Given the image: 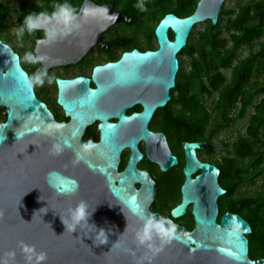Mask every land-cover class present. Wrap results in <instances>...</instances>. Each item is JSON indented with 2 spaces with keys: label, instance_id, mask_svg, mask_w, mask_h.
Segmentation results:
<instances>
[{
  "label": "water",
  "instance_id": "obj_1",
  "mask_svg": "<svg viewBox=\"0 0 264 264\" xmlns=\"http://www.w3.org/2000/svg\"><path fill=\"white\" fill-rule=\"evenodd\" d=\"M226 2L199 0L195 11L184 18L166 14L154 31L157 49H134L116 62L96 67L92 74L94 89L89 87L88 78L59 79L58 103L71 118L70 138H52L33 131L48 123L51 113L33 88H28L29 77L18 55L0 40V107L6 108V121L0 123V264L6 260L8 264H25L21 241L46 252L45 264H264L263 258L250 257L247 236L252 227L247 220L226 212L217 222L218 200L226 190L219 182L220 168L197 158L201 143L183 145L186 163L182 198L171 212L173 217H181L191 205L194 230L184 233L177 229V238L163 251L154 253L136 245L138 214L146 210L137 195L125 193L123 187L127 184L131 188L133 182L148 184L145 173L136 170L141 158L137 143L153 135L163 136L150 132L148 124L156 110L171 100L180 69L178 55L195 26L207 21L218 24ZM79 12L82 28L88 31L93 27L98 36L113 24L131 21L126 13H116L110 3L99 6L84 0ZM113 90L128 103L109 113L100 104L103 96ZM92 93L96 94L94 99ZM136 103L142 111L126 116L125 109ZM111 115L118 118L117 123L108 122ZM94 121H100V141H88L86 145L95 156L105 159V167L83 156L73 141ZM65 141L70 147L64 151L72 156L50 154L53 143L64 145ZM124 147H130L132 153L119 184L114 186L107 168L117 169L118 155ZM177 162L169 155L162 170ZM57 167H64L63 171ZM100 176L106 181L105 188L98 181ZM77 185L74 194H69ZM82 200L91 213L89 224L68 231L61 217L70 220V209ZM100 229L105 230L103 237L99 236ZM155 243L159 247V241ZM13 250L14 260L7 256Z\"/></svg>",
  "mask_w": 264,
  "mask_h": 264
},
{
  "label": "trees",
  "instance_id": "obj_2",
  "mask_svg": "<svg viewBox=\"0 0 264 264\" xmlns=\"http://www.w3.org/2000/svg\"><path fill=\"white\" fill-rule=\"evenodd\" d=\"M26 0L30 11L20 13V21L29 13L53 9L64 0ZM83 0H68L78 7ZM110 2L133 22L147 20L146 40L151 48L155 26L168 13L191 15L199 0H144L146 11L136 5L140 0H94ZM10 9L0 7V25ZM202 25V24H201ZM203 29L191 32L187 46L178 55L180 69L171 101L162 116L171 131L194 140L210 142L212 137L247 117L245 133L225 144V155L214 160L221 174L219 182L226 190L220 198L221 210L240 214L252 233L250 257L264 259V0H237L235 7L221 11L216 26L211 21ZM248 50L242 59L239 51ZM186 59L184 61L183 59ZM229 72V76L227 74ZM214 102L208 106L206 100ZM175 109V110H174ZM262 180L260 184H257ZM255 185L252 191L248 188Z\"/></svg>",
  "mask_w": 264,
  "mask_h": 264
},
{
  "label": "flooded vegetation",
  "instance_id": "obj_3",
  "mask_svg": "<svg viewBox=\"0 0 264 264\" xmlns=\"http://www.w3.org/2000/svg\"><path fill=\"white\" fill-rule=\"evenodd\" d=\"M83 1L78 7H76L78 11H80ZM90 1H93L99 6L110 3L96 2L94 0ZM24 2H22V4ZM22 4L21 8L19 9L21 10L20 13L22 11L24 13H28L30 11V6L25 5L22 7ZM36 5L38 7H44L45 3L41 0H38L36 1ZM5 7L11 10L10 6L6 5L1 8ZM113 9L116 13L124 12L122 10L116 9L114 5ZM43 11L50 12L52 11V8H44ZM20 13L17 16V21L11 25L13 26V29L22 24L20 21ZM10 14L11 11L9 15ZM9 15H7L1 22V25L4 26V30L7 33L8 39L3 40L0 37V40L4 44L10 46L13 52L18 55L21 68L27 73L30 79L37 69L41 67V65L28 64L24 61L23 57L26 52L35 50L37 40L43 38V32L37 31L33 36L26 35L22 42L18 41L15 35H13V32H8L6 29L4 20ZM159 22L160 21L157 22L156 26ZM146 26L147 24L144 23V20L136 23L133 22L131 18L130 22H120L113 24L111 27L104 30L99 36L98 32L92 29L93 27H91V29L88 31L81 27V29L75 32L73 35L67 37L66 39H62L53 45H41L40 53L48 57L47 64L49 75L51 76L54 74L56 77L52 83H48L46 80L43 86L33 87L37 99L46 105L52 116L48 123L40 124L41 129L49 124H59L62 126L60 131L55 133V135H51L50 137L70 138L71 118L66 115L64 109L58 103V80L88 78L90 79L89 87L94 89L95 83L92 80V74L96 67L105 65L107 63L116 62L120 59L123 53L130 52L134 49H138L141 52H146L149 50L153 51L157 49L158 45L155 33L151 43L152 47L147 48L150 44L147 43L146 40ZM169 37L171 40L173 39V33L171 31L169 32ZM124 98L125 97L122 96L119 91H110L101 99V108L103 110H107L109 113H113L115 109L128 103L127 99ZM169 104L170 102L165 107L158 108L148 124V130L150 132L154 134L161 133L163 136L153 135L147 140L140 139L137 143V150L141 155V158L136 162V170L138 172L145 173L148 184L143 186L142 182H133L131 188H128L127 184H124L123 187L125 188V193H135L137 195L147 213L155 214L158 218H167L176 225L178 230H181L184 233H191L195 227V221L191 213V205L187 207L185 214L181 217L175 218L171 213L172 209L181 203L182 198L181 187L185 181L183 168L186 163L183 145L185 143H201V147L196 150L197 158L202 163L214 164L215 148L213 141L215 137L213 136L211 141L207 142L205 140H194L190 138V136H180L174 131H171L167 126V123H165L164 116H162L163 112L161 113V116H158V113L161 110L164 111ZM141 111L142 106L136 103L133 106L127 107L125 109V115L130 116L133 113H139ZM5 121L6 108L0 107V123H4ZM108 122L115 124L118 122V118L114 115H111L108 118ZM99 124L100 121H94L87 124L80 136L78 138H74L73 141L78 145L83 156L91 159L97 165L105 167V159L101 156H95L90 150L89 146L85 147L88 141H92L96 144L99 143ZM63 153L67 154L65 151H63ZM69 153L67 155L72 156V154ZM131 153L132 149L130 147H124L118 155L119 158L116 162L117 169L107 168V172L111 174L114 186L119 184L120 175L127 167ZM169 155L175 156L178 162L171 168L162 170V163L165 162ZM63 168L64 167H57V169L60 171H63ZM197 174H199V171L193 175V177H195ZM98 181L101 187L105 188V179L100 176L98 177ZM219 200V213L217 216L218 223L220 222L221 216L226 212L238 214L229 210L222 212Z\"/></svg>",
  "mask_w": 264,
  "mask_h": 264
},
{
  "label": "clouds",
  "instance_id": "obj_4",
  "mask_svg": "<svg viewBox=\"0 0 264 264\" xmlns=\"http://www.w3.org/2000/svg\"><path fill=\"white\" fill-rule=\"evenodd\" d=\"M141 11H146L144 0H140V3L136 5ZM84 14H88V9L84 10ZM81 13L74 7L68 0H64L63 3H55L52 11H40L38 13H29L24 17L22 24L15 27L12 32L18 41H23L24 37L33 36L37 31L43 32V38L37 40V45L34 51H28L24 54V61L31 65H41L40 68L33 74V76L27 81V86L32 89L34 86H43L45 81L52 83L56 79L55 75H49L48 71V57L40 53L41 45L50 46L62 39L73 35L75 32L81 29ZM94 99L96 94L92 93ZM59 124H49L43 129L37 127L33 131L42 132L45 135H55L61 129ZM65 147H70L67 141L64 145L60 143H53L50 150V154L53 156H59L65 150ZM88 147V145H85ZM75 183V182H74ZM76 188L71 190V193L77 190ZM61 194H64L61 192ZM3 213L0 212V217ZM91 213L88 211V205L85 201H80L79 204L70 209V220H65L61 217L66 230L76 231V228L80 225H88ZM140 220V227L135 231V243L138 247L147 248L154 253L163 251L164 246L171 244L177 238V227L171 220L164 217H157L155 214L142 212L138 214ZM94 226V225H93ZM105 230H99V236L103 237ZM159 241V247L156 246V241ZM106 243V239L102 241ZM19 247L22 250L25 264H45L48 259L47 253L44 251H38L35 245L27 244L21 241ZM15 251L7 253V256L14 260ZM4 264H8L6 260Z\"/></svg>",
  "mask_w": 264,
  "mask_h": 264
},
{
  "label": "rangeland",
  "instance_id": "obj_5",
  "mask_svg": "<svg viewBox=\"0 0 264 264\" xmlns=\"http://www.w3.org/2000/svg\"><path fill=\"white\" fill-rule=\"evenodd\" d=\"M26 0H0V6L4 7L6 6H10L11 8V14L4 20L6 29L8 32H12L13 30V26H11L12 24H14L17 21V16L20 13L21 10H19L21 8V4L22 2H24ZM237 0H227V2L225 3V8L226 9H232L235 7V3ZM26 10V9H25ZM144 23L147 24L148 21L144 20ZM203 24L202 25H198L195 29V32H198L200 30L203 29ZM194 31V29H193ZM0 37L3 40H7V33L4 30V26L0 25ZM248 55V50L247 49H242L241 51H239V57L240 59L246 57ZM184 61H186V59H183ZM228 76H229V72H227ZM214 100L213 99H209L206 100V103L208 106H211L213 104ZM175 110V109H174ZM163 111L161 110L158 113V116H161V113ZM252 112V109L250 108L248 110L247 113V117L249 116V114ZM247 117L245 119L239 120L237 121L235 124H233L231 127L224 129L223 131L219 132L213 141L214 144V148H215V153H214V159L219 158L222 155H225V144H230L233 140H235L239 135H243L245 133V126H246V121H247ZM262 182V180H259L257 184H260ZM256 186H250L248 188H241L240 192H244L245 189H247L248 191H252ZM222 199V198H221ZM220 206H221V201L219 200Z\"/></svg>",
  "mask_w": 264,
  "mask_h": 264
},
{
  "label": "snow or ice",
  "instance_id": "obj_6",
  "mask_svg": "<svg viewBox=\"0 0 264 264\" xmlns=\"http://www.w3.org/2000/svg\"><path fill=\"white\" fill-rule=\"evenodd\" d=\"M133 204H135V197H132V201Z\"/></svg>",
  "mask_w": 264,
  "mask_h": 264
}]
</instances>
